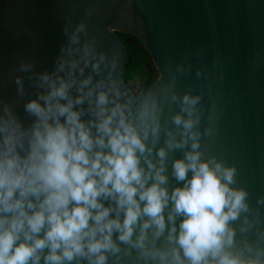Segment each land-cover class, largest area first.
I'll return each instance as SVG.
<instances>
[{
	"label": "clouds",
	"instance_id": "obj_1",
	"mask_svg": "<svg viewBox=\"0 0 264 264\" xmlns=\"http://www.w3.org/2000/svg\"><path fill=\"white\" fill-rule=\"evenodd\" d=\"M94 12L65 15L51 66L18 58L0 96V264H264V193L241 180L218 61L195 91L177 89L187 61L129 79Z\"/></svg>",
	"mask_w": 264,
	"mask_h": 264
},
{
	"label": "water",
	"instance_id": "obj_2",
	"mask_svg": "<svg viewBox=\"0 0 264 264\" xmlns=\"http://www.w3.org/2000/svg\"><path fill=\"white\" fill-rule=\"evenodd\" d=\"M87 8L95 9L90 29L102 46H115L124 68L130 60L126 45L135 41L156 71L162 61L189 62L178 91L189 84L195 91L201 61H218L225 93L236 99L225 117L228 140L242 138L241 180L254 203L264 193V0H130L123 6L114 0H0V96L15 94L11 75L18 58L32 59L36 70L51 66L64 16L83 17Z\"/></svg>",
	"mask_w": 264,
	"mask_h": 264
},
{
	"label": "trees",
	"instance_id": "obj_3",
	"mask_svg": "<svg viewBox=\"0 0 264 264\" xmlns=\"http://www.w3.org/2000/svg\"><path fill=\"white\" fill-rule=\"evenodd\" d=\"M118 36L122 39V35L118 34ZM126 46L130 54V60L124 68L126 77L150 82L154 78L155 72H153V64L148 53L137 41L133 45Z\"/></svg>",
	"mask_w": 264,
	"mask_h": 264
},
{
	"label": "flooded vegetation",
	"instance_id": "obj_4",
	"mask_svg": "<svg viewBox=\"0 0 264 264\" xmlns=\"http://www.w3.org/2000/svg\"><path fill=\"white\" fill-rule=\"evenodd\" d=\"M118 34H120V33H118ZM120 35H122V39L126 38V35H124V34H120ZM153 69H154V66H153ZM153 72H154V70H153Z\"/></svg>",
	"mask_w": 264,
	"mask_h": 264
},
{
	"label": "rangeland",
	"instance_id": "obj_5",
	"mask_svg": "<svg viewBox=\"0 0 264 264\" xmlns=\"http://www.w3.org/2000/svg\"><path fill=\"white\" fill-rule=\"evenodd\" d=\"M154 72H156L155 68H154Z\"/></svg>",
	"mask_w": 264,
	"mask_h": 264
}]
</instances>
